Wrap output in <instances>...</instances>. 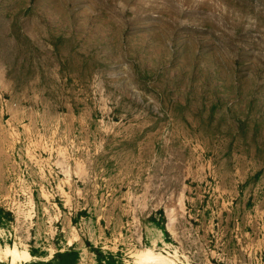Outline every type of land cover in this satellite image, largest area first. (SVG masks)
<instances>
[{
	"label": "rangeland",
	"instance_id": "rangeland-1",
	"mask_svg": "<svg viewBox=\"0 0 264 264\" xmlns=\"http://www.w3.org/2000/svg\"><path fill=\"white\" fill-rule=\"evenodd\" d=\"M0 264H264V0H0Z\"/></svg>",
	"mask_w": 264,
	"mask_h": 264
},
{
	"label": "trees",
	"instance_id": "trees-1",
	"mask_svg": "<svg viewBox=\"0 0 264 264\" xmlns=\"http://www.w3.org/2000/svg\"><path fill=\"white\" fill-rule=\"evenodd\" d=\"M59 257H60V254H58V255H56L55 257H53L52 260L54 261V260L58 259ZM48 263H50V262H48Z\"/></svg>",
	"mask_w": 264,
	"mask_h": 264
},
{
	"label": "bare ground",
	"instance_id": "bare-ground-1",
	"mask_svg": "<svg viewBox=\"0 0 264 264\" xmlns=\"http://www.w3.org/2000/svg\"><path fill=\"white\" fill-rule=\"evenodd\" d=\"M12 255H15V253H14V254L12 253ZM16 257H17V255H16ZM16 260H17V259H16ZM14 261H15V260H14Z\"/></svg>",
	"mask_w": 264,
	"mask_h": 264
}]
</instances>
